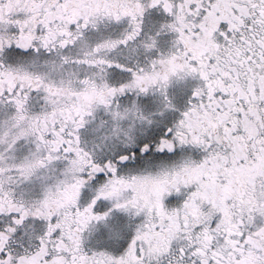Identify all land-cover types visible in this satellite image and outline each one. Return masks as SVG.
<instances>
[{
    "label": "snow or ice",
    "instance_id": "obj_1",
    "mask_svg": "<svg viewBox=\"0 0 264 264\" xmlns=\"http://www.w3.org/2000/svg\"><path fill=\"white\" fill-rule=\"evenodd\" d=\"M0 264H264V0H0Z\"/></svg>",
    "mask_w": 264,
    "mask_h": 264
}]
</instances>
